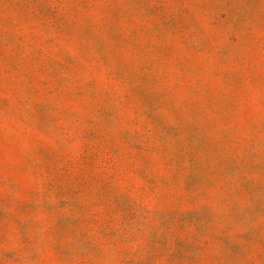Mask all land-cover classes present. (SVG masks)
<instances>
[{"label": "rangeland", "instance_id": "rangeland-1", "mask_svg": "<svg viewBox=\"0 0 264 264\" xmlns=\"http://www.w3.org/2000/svg\"><path fill=\"white\" fill-rule=\"evenodd\" d=\"M0 264H264V0H0Z\"/></svg>", "mask_w": 264, "mask_h": 264}]
</instances>
